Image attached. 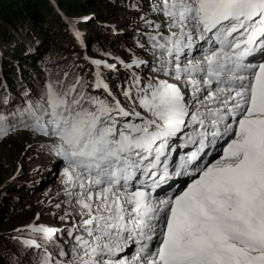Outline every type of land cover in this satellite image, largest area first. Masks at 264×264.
<instances>
[{
  "label": "snow or ice",
  "instance_id": "obj_1",
  "mask_svg": "<svg viewBox=\"0 0 264 264\" xmlns=\"http://www.w3.org/2000/svg\"><path fill=\"white\" fill-rule=\"evenodd\" d=\"M126 6L144 56L86 57L92 81L73 64L15 104L0 93V141L43 138L69 197L54 207L70 226H27L8 264H264V0ZM65 19L87 49L91 18Z\"/></svg>",
  "mask_w": 264,
  "mask_h": 264
},
{
  "label": "trees",
  "instance_id": "obj_2",
  "mask_svg": "<svg viewBox=\"0 0 264 264\" xmlns=\"http://www.w3.org/2000/svg\"><path fill=\"white\" fill-rule=\"evenodd\" d=\"M54 1L61 13L51 0H0V93L6 92L12 104L22 102L25 89L36 94L50 73L53 79H63V73L71 72L73 64L78 65L79 73L88 81L93 80L94 67L87 62L85 51L71 36L63 15L91 18L79 26L86 31V50L92 57L111 59L102 55L111 53V57L131 61L134 53L145 55L135 45L139 24L134 18L139 13L126 6L130 0ZM121 20L130 27L120 33L114 26ZM122 70L118 74L107 73L109 80L126 75ZM57 71L59 75H56ZM18 133L33 137L28 132ZM13 135L0 141V251L5 253L0 256V264H8L7 253L18 248L15 238L28 236L26 231L15 230L35 217L34 205L41 198L32 188L39 174L27 169L26 162L19 171L10 172L12 152L15 158L20 155L22 160L30 145L25 144L26 140H12ZM37 138L39 144L44 142L43 138ZM14 174L17 181H11Z\"/></svg>",
  "mask_w": 264,
  "mask_h": 264
},
{
  "label": "rangeland",
  "instance_id": "obj_3",
  "mask_svg": "<svg viewBox=\"0 0 264 264\" xmlns=\"http://www.w3.org/2000/svg\"><path fill=\"white\" fill-rule=\"evenodd\" d=\"M64 21L66 22V16L63 15ZM85 18V17H83ZM82 18V19H83ZM72 19H77V20H82L78 18H72ZM117 25L114 26V28H119V32L121 33L122 31L129 30V24L124 20H121L120 22L116 23ZM77 27L80 29L82 35H83V40L86 43V31L81 29L79 24ZM70 31V28H69ZM71 36L75 40L76 43H79L73 36L72 32L70 31ZM87 53V50H86ZM88 54V53H87ZM92 57V56H90ZM95 58V57H94ZM147 58V57H145ZM130 62V61H129ZM115 63V62H114ZM118 67L119 64L117 65ZM121 70V69H120ZM123 71V70H122ZM120 72V71H119ZM125 76L120 75L119 77ZM118 82V78L113 79L112 82L109 81L111 85H115ZM12 140H18L19 142L21 140H26L25 144L28 143L32 145L29 150H27V156L25 158H22L21 156L17 155L15 158L14 153L12 152L11 158H10V163L9 165H12V168L10 172L15 173L20 170V168L23 166L24 162H26V168L27 169H32L33 171L39 174V177L37 179H34L36 182L34 187V192L40 194L41 198L37 200L36 205H34L33 211L35 212V217L31 219L30 221L26 222L24 224V227H19L17 229L23 230L26 229L27 226L35 223L37 225L40 224H46L50 225L52 227H57V228H64L63 222H60L59 216L63 214V210H57L54 205L57 203L64 205V202L69 199V197L63 195L64 191V184H63V179L64 177L62 176V162L58 160L54 155H51L44 151L43 149H38L37 145H39L40 141H38V138H31L29 136H21L20 133L14 134ZM27 145V144H26ZM22 150L19 153H22ZM211 159V157H209ZM21 161V162H20ZM18 179L15 177V174L12 175L11 181H17ZM167 188V187H165ZM55 213V215L53 214ZM39 216V219L37 217ZM77 220L80 219V217H76ZM15 230V232L17 231ZM133 249H128L127 253H122L121 255H130V252H132Z\"/></svg>",
  "mask_w": 264,
  "mask_h": 264
},
{
  "label": "bare ground",
  "instance_id": "obj_4",
  "mask_svg": "<svg viewBox=\"0 0 264 264\" xmlns=\"http://www.w3.org/2000/svg\"><path fill=\"white\" fill-rule=\"evenodd\" d=\"M180 180V183L183 184L185 183V179H181V178H178ZM174 183V181H173ZM167 187V185H165ZM160 191V190H159ZM175 191H178V189H173V190H170L168 194H172V192H175Z\"/></svg>",
  "mask_w": 264,
  "mask_h": 264
},
{
  "label": "water",
  "instance_id": "obj_5",
  "mask_svg": "<svg viewBox=\"0 0 264 264\" xmlns=\"http://www.w3.org/2000/svg\"><path fill=\"white\" fill-rule=\"evenodd\" d=\"M56 8H57V10H58L59 12H61V11L59 10V6H58V4H56Z\"/></svg>",
  "mask_w": 264,
  "mask_h": 264
}]
</instances>
